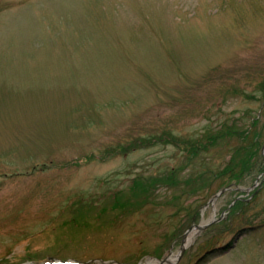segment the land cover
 Wrapping results in <instances>:
<instances>
[{
	"label": "rangeland",
	"instance_id": "1",
	"mask_svg": "<svg viewBox=\"0 0 264 264\" xmlns=\"http://www.w3.org/2000/svg\"><path fill=\"white\" fill-rule=\"evenodd\" d=\"M263 85L264 0H0V264H264V175L210 203Z\"/></svg>",
	"mask_w": 264,
	"mask_h": 264
},
{
	"label": "trees",
	"instance_id": "2",
	"mask_svg": "<svg viewBox=\"0 0 264 264\" xmlns=\"http://www.w3.org/2000/svg\"><path fill=\"white\" fill-rule=\"evenodd\" d=\"M264 86V85H263ZM264 91V87L262 89ZM261 118H254L253 119V125L255 128L260 124V126L256 129V131L247 132L246 130L241 131L236 128V132L234 134H231V137H237L239 139V144L236 147H233L231 149V157L225 166V168L218 172V174L214 173L212 178L217 177H227V181H224L221 189L227 188L232 186L233 184L236 186H240L244 183V178H250L254 177L252 176L256 171H258L259 177L260 175H264V155L261 154V147L262 145V137L264 135V126H261ZM259 123V124H258ZM257 125V126H256ZM226 135L230 134V131L227 130L225 133ZM223 132H221L220 137H222ZM218 135L215 138V141L218 140ZM213 140V139H212ZM138 142L134 143L133 146L125 148V152H128L131 150L132 147L136 146ZM199 144V143H198ZM201 146V144H199ZM194 153H198V150H193ZM163 177H160L157 180L149 181V182H156L154 185V188H152L153 183L147 182L143 177H139L135 180V186H131V192L134 194H139V196L144 195L148 197L149 192L152 191V189L156 192L158 187V184L161 186H164V188H170L171 186L174 187H181L182 189L185 186L192 185L194 182L192 178H186L183 182H181V179H179V172L178 170H170L167 174L164 173ZM201 176H203L201 174ZM158 181V182H157ZM264 181V180H263ZM192 182V184H190ZM208 183V182H205ZM264 187V186H263ZM198 193V192H197ZM253 198L250 200H238L236 204L232 207V211H238L239 209H242V207H248L251 205L252 200L256 199L257 192L254 191L252 194ZM88 201H81V204L84 205ZM87 205H90L88 203ZM85 206V205H84ZM200 215H196L194 218V221H192L191 224L197 223L200 220Z\"/></svg>",
	"mask_w": 264,
	"mask_h": 264
},
{
	"label": "bare ground",
	"instance_id": "3",
	"mask_svg": "<svg viewBox=\"0 0 264 264\" xmlns=\"http://www.w3.org/2000/svg\"><path fill=\"white\" fill-rule=\"evenodd\" d=\"M191 243V237H189L188 239L185 240V246L189 245ZM175 260L174 256H171L170 258H168L169 263H173ZM150 264V263H148Z\"/></svg>",
	"mask_w": 264,
	"mask_h": 264
},
{
	"label": "water",
	"instance_id": "4",
	"mask_svg": "<svg viewBox=\"0 0 264 264\" xmlns=\"http://www.w3.org/2000/svg\"><path fill=\"white\" fill-rule=\"evenodd\" d=\"M263 150H264V148H263ZM223 192H224V191H223ZM217 197H219V195H218V196H216V198H215V199H217ZM215 199H214V200H215Z\"/></svg>",
	"mask_w": 264,
	"mask_h": 264
}]
</instances>
